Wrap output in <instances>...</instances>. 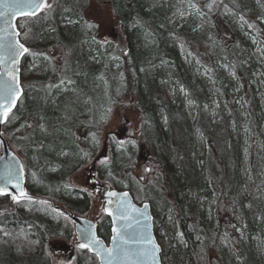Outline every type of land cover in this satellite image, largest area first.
<instances>
[{
    "label": "trees",
    "instance_id": "obj_1",
    "mask_svg": "<svg viewBox=\"0 0 264 264\" xmlns=\"http://www.w3.org/2000/svg\"><path fill=\"white\" fill-rule=\"evenodd\" d=\"M190 1L205 15L190 11L189 5L180 18V5L151 9L145 0H109L126 32L133 28L125 55L113 42L93 40L94 27L86 26L89 21L84 15L90 0H57L51 18L19 20L31 29L27 45L52 59H27L21 72L25 92L14 111L18 119L6 129L14 131L25 121L32 124L12 135L20 134L37 169L46 164L53 170L60 167L58 174H65L84 153L76 128L100 120L118 98L134 96L156 171L148 183L137 184L129 175L127 159L134 148L116 154L113 144V162L102 176L119 190L128 188L138 200L136 183L139 202L151 204L162 264H210L209 252L219 255L223 264H264V96L256 78L264 77V70L254 58L256 48H264L260 22L264 0H215L211 10L206 5L212 0ZM173 16L176 22L171 24ZM241 16L254 29L242 28ZM171 35L179 42L185 38L187 54L197 46L205 47L211 68L199 66L196 60L185 68ZM224 65L235 71L236 80ZM203 70L209 74L208 82ZM62 79L74 82L65 85L70 90L48 89ZM210 87L219 92L217 109ZM41 123L46 131H41ZM41 175L46 187L58 190L60 185L47 181L46 172ZM6 226L4 216L0 264H49L42 249L29 242V234L23 232L25 238L19 229L5 237ZM79 264H98V260L89 255Z\"/></svg>",
    "mask_w": 264,
    "mask_h": 264
},
{
    "label": "snow or ice",
    "instance_id": "obj_2",
    "mask_svg": "<svg viewBox=\"0 0 264 264\" xmlns=\"http://www.w3.org/2000/svg\"><path fill=\"white\" fill-rule=\"evenodd\" d=\"M215 0L208 3L206 7L211 10L214 6ZM57 0H0V125L11 123L13 120L18 119L13 109L17 108V102L24 94V88L20 79V61L26 54L35 57H43L45 60H51L46 53L35 52L27 46L29 34L31 29L28 28L27 23L18 24L19 20L30 21L37 20L41 17L48 19L58 7ZM190 7L196 9L200 16L205 13L199 9L195 3L190 4ZM69 11V9H65ZM244 21V17H240ZM69 23H75L69 21ZM88 28L94 27L91 22L85 21ZM243 26V25H242ZM249 29H254V24H247ZM54 31V29H53ZM95 40V37H93ZM253 43L256 40L253 39ZM261 56H264V48L260 49ZM228 67V65H225ZM233 69L235 65H232ZM231 75L235 77L233 70ZM74 82L70 79H62L57 85H48V89L61 88L68 91L65 85H71ZM190 103H192L190 101ZM207 107V106H205ZM43 119V117H41ZM32 124L25 121L16 129L19 132L23 128H32ZM41 131H46L43 123L39 125ZM4 134L0 132V137ZM93 138L95 140L94 134ZM98 144V141H96ZM5 142L0 139V146ZM43 147V145H41ZM21 151L23 149L21 148ZM87 155V154H86ZM4 157L0 156V160ZM107 159L106 157L104 158ZM104 160L101 161L103 163ZM150 171V169H145ZM25 172V165L19 157L13 154L11 160L7 161L0 171V196L9 192L8 185L17 190L19 195H12V200L19 204L21 201L33 202L34 198L29 196L28 193L22 188L21 181ZM35 173H33V176ZM111 175V173H110ZM143 179V177H141ZM67 187V186H66ZM100 189H97L99 191ZM109 199L103 211L108 216L112 217V236L110 244L106 245L105 242L96 235L94 229L95 224L91 221L85 220L79 227V236L77 237L78 243L76 248L83 250L87 249L98 260V264H159L157 259L161 249L156 243L151 232V217L147 214L148 204H143L142 207H136L128 199L129 193H117L109 191L105 194ZM115 197L116 199H111ZM41 205L47 204V201H38ZM250 207V205H249ZM64 215L63 212L60 213ZM171 220L172 217L169 216ZM236 228L235 225H232ZM243 236V232L236 228ZM25 238H27V235ZM3 235L8 237L10 232L4 231ZM182 236V233H178ZM227 234H225L226 236ZM197 239H200L197 237ZM32 244L39 243V241H29ZM60 264H64L63 261Z\"/></svg>",
    "mask_w": 264,
    "mask_h": 264
},
{
    "label": "flooded vegetation",
    "instance_id": "obj_3",
    "mask_svg": "<svg viewBox=\"0 0 264 264\" xmlns=\"http://www.w3.org/2000/svg\"><path fill=\"white\" fill-rule=\"evenodd\" d=\"M100 3V7L106 6L107 0H96ZM109 115L107 113L98 121L81 123L75 131L78 137V144L80 149L84 152L82 158L73 166L70 167L66 173L58 174L61 168L53 170V166L46 164L39 169L32 165L33 156L30 155L28 145L24 144L18 148L25 157V165L27 170L26 187L28 191L35 196L49 198L58 201L65 205L66 209L86 217L92 209V198L88 190H97L103 194L105 186L92 179L90 174L78 178V174L89 164L91 159L98 153L100 149V141L103 128L108 123ZM95 136V140L93 135ZM98 141V144L96 143ZM21 148L23 151H21ZM87 154V155H86ZM141 160L145 158V152L140 156ZM152 160V159H151ZM147 168H151L148 173L155 172L156 166L152 161L147 162ZM106 165L100 164L97 172V179L104 181L102 178V171H106ZM46 172L54 184H59L60 187L55 191L54 187H46L45 180L41 174ZM33 173L35 175L33 176ZM57 179L62 181H56ZM47 184V183H46ZM50 184V183H49ZM67 186V187H66ZM66 199L69 202H66ZM9 197H1L0 202L9 201ZM78 200V201H76ZM88 200V201H86ZM77 202V203H75ZM96 214L95 212L93 213ZM8 232L15 233L19 229L30 235L31 241H39L34 246L42 249L44 254L49 258V264H79L81 258L92 255L86 249L80 250L76 248L78 243L75 235V228L72 221L61 215L60 212L54 211L49 205H41L38 202H21L16 204L15 209L6 214ZM104 228L108 229L104 232ZM1 230V227H0ZM98 235L109 243L111 236L110 220L104 217L98 225ZM105 235V236H104ZM95 257V256H94Z\"/></svg>",
    "mask_w": 264,
    "mask_h": 264
},
{
    "label": "water",
    "instance_id": "obj_4",
    "mask_svg": "<svg viewBox=\"0 0 264 264\" xmlns=\"http://www.w3.org/2000/svg\"><path fill=\"white\" fill-rule=\"evenodd\" d=\"M123 52L126 51V48L122 49ZM21 62H22V58L20 61V73H21ZM20 79H21V74H20ZM18 103V102H17ZM15 109V108H14ZM13 109V110H14ZM136 117V119H138V128H137V132L138 135L137 136H131L130 135V130H131V125L134 123V121L136 119H132V117ZM3 125H0V132H3ZM141 113L138 110H125L123 111L120 107L116 106L113 110L112 113V118L109 121L108 125L105 127L103 136H102V144L100 147L99 152L92 158V160L90 161V163L79 173L78 178H82L84 175L86 174H90L92 179L96 180V173H97V169L99 164L101 163L102 160L107 161L109 159L110 156V139L112 137H114L118 143H125L126 141H128L129 139L133 138L135 140H139V148L141 149V152H143L144 150H148V155L146 156V161L148 160L149 157L152 156V153L150 152V149L148 148L147 144H145L144 142H142V136H141ZM4 134V132H3ZM0 139H2L5 144L3 146H0V156H3L4 159L0 160V171L3 170V167L5 165V163L9 160L12 159L13 154H15L17 157H19V159L22 161L21 157L19 156V154L16 152V150L12 147V145L10 144L8 138L3 135L2 137H0ZM141 155V154H140ZM107 158L106 160L104 158ZM146 161L143 162L142 165L146 164ZM142 167V166H141ZM25 182H26V178H25V172H24V176L23 179L21 181V186L22 188L28 193L29 196L34 198V201H47L51 208L54 209L57 212H63L65 216H67L74 224L75 227V234L78 237L79 236V227L83 224V222L85 220L87 221H91L93 224H95V233L97 236L98 235V224L100 219L102 218V216L105 214L106 216L107 213H105L103 211V208L106 206L107 204V200L109 199L105 194L109 191H115L117 193H124L127 192L129 193V197L128 199L131 201L132 204H134L136 207H142L143 204L147 203L148 204V210H147V214L151 217L150 220V224H151V232L153 234V238L155 239L156 243L160 246V253L158 254V261L159 264H162V259H161V252H162V248L160 243L157 240V237L155 235V231H154V215L152 213V208H151V204L149 202H144L142 204H137L133 197L132 194L130 193V191L128 190H124V191H119L116 188H114L109 182H103L102 184L105 186V190L102 193H100L97 190H90V194L92 195V212H96V215L94 217H92V212L89 213L88 216L86 217H81L79 215L74 214L73 212L67 210L63 204L58 203L56 201L47 199V198H41V197H35L33 195H31L25 186ZM9 188V192L6 193L5 195L2 196H10L12 197V195H19L18 191L13 189L11 185L7 186ZM111 199L115 200V197H112ZM15 202L12 200L11 198V202L0 205V212H6L8 211V209L10 207L13 206ZM111 220V236H112V217L108 216ZM106 245H108L106 243V241L100 237ZM110 241H111V237H110ZM109 241V244H110ZM211 264H217L216 263V259H212Z\"/></svg>",
    "mask_w": 264,
    "mask_h": 264
},
{
    "label": "rangeland",
    "instance_id": "obj_5",
    "mask_svg": "<svg viewBox=\"0 0 264 264\" xmlns=\"http://www.w3.org/2000/svg\"><path fill=\"white\" fill-rule=\"evenodd\" d=\"M90 1H91L90 5L87 7V9L85 11V14H84L85 17L88 18V21H90L92 24H94L95 26H97L99 28V31L101 33L100 36L102 38L111 37L112 34H116L118 32V29H117L116 26L119 23V21L115 17V15L113 14L111 5L109 3H107L106 6L100 7L101 6L100 3H97L96 0H90ZM199 1H202V0H199ZM145 2L148 5V7L151 8V9L161 7L164 4H167L168 6H171V4L180 5V9H179L180 18H184L186 16V14L183 11V9L186 7V5H189L190 11H195V12L197 11L196 9H193V8L190 7V4H192L190 0H145ZM244 21H246V20L244 19ZM261 21L264 24V20L262 19ZM175 22H176V18H175V16H173L171 18V24H174ZM245 26H246V23L241 21V27L243 28ZM174 35H171V40L173 42H178L177 43L178 52H179V54H180V56L182 58V64L185 66V68H187L191 64V62H193V60H196V62H198L200 64L199 66L203 65L206 68H209V69L211 68V64H210V61H209V55H208L209 53H208V51H207V49L205 47L197 46L196 48L193 49L194 53H192L190 51V53L187 54V53H185L184 46L182 44V43H185L184 42V41H186L185 38L184 39L182 38V42H179L177 37H175L176 35L175 36ZM119 36H120V34H119ZM179 37H180V35H179ZM122 45H123V47L127 46L126 43H123ZM260 49H261V47H259V48L257 47L256 48V51L254 53V58L259 62V64L262 66V69L264 70V56H261ZM120 53L125 55L123 52H120ZM224 68L227 71L228 75H231V73L233 71L232 68L229 67V66L225 67V65H224ZM202 76L205 77L206 82H208L209 74L205 70L202 71ZM233 78L236 80V75ZM256 78H257V82L260 85V87H259L260 91H261L262 95L264 96V77L261 74V75H256ZM210 91H211V93L213 95L212 96L213 105L215 106V109H217L218 106L220 105V102H219L220 100L218 98L219 92L217 90H215L213 87H210ZM134 100L135 99H134V97L132 95H128V96L122 97L120 99V101L115 106L120 107L123 111H125V110H137L135 108V106H134V104H135L133 102ZM238 104H240V103H238ZM112 113L110 114V108H109V114H110L111 118H112ZM189 113H190L191 119H193L194 112H193L192 106L189 107ZM240 114H241V121H242L243 124H245V118H244L242 112H240ZM132 119L134 120V119H136V117H132ZM16 122H18V121H16ZM16 122H15V124H16ZM141 122H142V119H141ZM18 123L21 124V122H18ZM138 124H139L138 119H136L134 121V123L131 125L130 133H131L132 136H137L138 135V132H137ZM17 128H20V126L17 125V127H15L14 131L11 129V132L9 131V134L11 135V134L15 133ZM104 130H105V127L103 128V132H104ZM18 135H20V134H18ZM18 139H20V138H17V140ZM114 142L117 143L115 140H114ZM196 143L199 144V145H203L200 138H196ZM24 144L25 143H23L22 145H24ZM121 144H124V143H121ZM125 144L126 145H124V146H117L116 147V154L117 153L123 154V152L124 153L127 152V150L129 149L128 148L129 145L132 148H134V154H132L133 156L132 157H128L127 159L130 162L134 159L133 162L131 163V165H135V169L133 171H131V172L133 173V176H135L136 179H138L140 182H142L141 181L142 180L141 177L144 178V175H147V173L145 172L146 167H143L144 171H143V174H142V167L136 162L137 155H138L137 143L134 142V141H130V142H127V143L125 142ZM263 144H264V142H263ZM18 151H20V150H18ZM245 152H246V150H245V147H244L243 148V153H245ZM243 163H244L243 171L246 172L247 171V166H248V160H247V156L246 155H245V160H244ZM109 164H110V162H109ZM144 180H145V178L143 179V182H144ZM135 182L137 184H142V183H138L137 181H135ZM123 183H125L124 179H123ZM136 183L133 184L134 192L137 195V197L140 199V196L138 194L139 187H138V185ZM225 240L226 239H224L223 243H225ZM213 257H216L221 263H223V261H222V259L220 258L219 255H216V253H214V252L213 253L209 252V254H208L209 262L211 261V259Z\"/></svg>",
    "mask_w": 264,
    "mask_h": 264
},
{
    "label": "bare ground",
    "instance_id": "obj_6",
    "mask_svg": "<svg viewBox=\"0 0 264 264\" xmlns=\"http://www.w3.org/2000/svg\"><path fill=\"white\" fill-rule=\"evenodd\" d=\"M108 1V3H109V0H107ZM91 2V1H90ZM90 2H89V5H90ZM110 4V3H109ZM85 19L86 20H88V18L87 17H85ZM262 19H260V22H262L261 21ZM90 22V21H89ZM240 22H241V19H240ZM263 23V22H262ZM94 25V24H93ZM247 25V24H246ZM264 25V24H263ZM117 29H118V32L116 33V34H112L111 35V37H106V38H102L101 36H100V31H99V28L97 27V26H95L94 25V37H95V39H97V40H99L100 42H102L103 44H107V43H109V42H113L114 44H115V46L117 47V49L120 51V52H123V48H126V51L125 52H123L124 54H127L128 53V43H130V36H129V33H130V31H132V27L131 28H129V30H128V33L126 32V30H125V28H124V26L123 25H121V23H119V24H117ZM119 34H120V36H119ZM175 35H177V33L175 34ZM123 43H126L127 44V46L126 47H123ZM28 46V45H27ZM29 47V46H28ZM30 48V47H29ZM30 49H32V48H30ZM29 58H31V55H28V54H26L23 58H22V62H21V72L27 67V59H29ZM227 72V71H226ZM228 74V73H227ZM231 76V75H230ZM22 79H23V77H22V75H21V83H22V86H23V88H24V92H25V85H23V81H22ZM27 81H28V79H26ZM24 95V94H23ZM23 95H22V97L20 98V100L18 101V103H17V106H18V104L21 102V100H22V98H23ZM16 110V108L13 110V112ZM8 123H5L4 125H3V132H4V135L8 138V140H9V142H10V144L12 145V147L14 148V149H17V147L15 146V144H17V146H18V148L20 147V146H22V142L18 139L17 140V138H18V136L19 135H10L9 134V130L8 129H6V125H7ZM13 136V137H12ZM19 156L21 157V159H22V161H23V163H24V165H25V157H24V155L19 151ZM34 164V163H33ZM27 177V170H26V165H25V178Z\"/></svg>",
    "mask_w": 264,
    "mask_h": 264
}]
</instances>
